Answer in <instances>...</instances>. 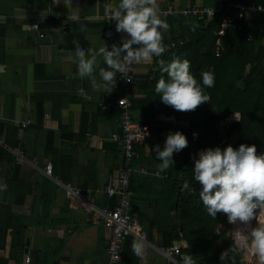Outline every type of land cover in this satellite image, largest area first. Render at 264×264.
Here are the masks:
<instances>
[{
    "label": "crops",
    "instance_id": "0c3cea01",
    "mask_svg": "<svg viewBox=\"0 0 264 264\" xmlns=\"http://www.w3.org/2000/svg\"><path fill=\"white\" fill-rule=\"evenodd\" d=\"M227 1L157 0L162 18L169 24L163 34L165 50L175 39L180 43L192 40L196 31H204L200 28L215 21L218 26L213 30L217 33L220 18L234 3H264V0ZM105 2L59 0L54 4L52 0H0V17L4 18L0 22V136L7 145L19 146L27 157L35 156L39 167L29 159L18 164L12 155L3 153L0 157V184L7 186L0 190V264H110L106 252L108 229L95 216L85 213L78 199L65 198L56 183L57 180L70 183L82 193H90L96 205L113 203L103 189L113 183L122 166V150L110 137L119 130L117 82L107 92L97 69L93 73L97 85L94 88L91 78L76 75L73 59L77 42L85 49L98 50L105 43L110 48L127 37V33L116 31L114 21L105 17ZM211 8L217 9L212 17L206 14ZM35 22L38 30L31 27ZM39 33L43 36H38ZM155 58L133 67V99L137 102L132 116L148 127L150 137L135 143L133 148L136 155L130 180L136 178L140 193L133 196L130 181L128 190L131 211H135L139 225L148 230L149 242L159 247L156 228L165 222L155 219L164 217L165 206L163 200L154 203V199L166 174H158V161L151 148L159 139L151 132L152 125L145 122L152 117L156 123L167 126L175 122L162 113L155 117V109L160 111L161 107L152 97L145 102L140 100L143 95L139 94L137 83L147 72L153 80L157 69ZM97 60L100 67H106L102 56ZM80 89L89 98L80 95ZM168 132L164 131L163 138ZM46 162L53 166L52 177L41 170ZM152 183L151 192L144 184ZM144 210L148 213L147 226L139 222L140 215L144 218ZM150 211L160 212L161 216L151 217ZM124 245V253L115 264H165L152 249L137 256L130 245L126 248ZM243 252L241 261L252 263L254 253L249 256ZM23 254L30 256L28 263Z\"/></svg>",
    "mask_w": 264,
    "mask_h": 264
},
{
    "label": "trees",
    "instance_id": "16d2710c",
    "mask_svg": "<svg viewBox=\"0 0 264 264\" xmlns=\"http://www.w3.org/2000/svg\"><path fill=\"white\" fill-rule=\"evenodd\" d=\"M253 3L264 7V3L257 1ZM216 26L217 21L200 28L204 31H196L195 38L187 39L185 43H180L174 37L172 44L169 43L167 45L169 47L158 56L160 61L165 63L175 57L187 58L190 61V70L198 80L202 71L213 72L214 84L211 88L205 89L210 101L202 102L194 110L187 111L175 110L172 106L164 104L154 91L157 80L167 78V74L160 71L161 64L158 58H155L157 69L153 80L149 79L151 74L147 72L143 74L142 81L137 83L139 94L143 95L140 97L141 101L145 102L152 97L156 103H160L161 110L155 109V117L162 113L165 118L172 117V121L175 122L167 126L164 123H156L154 117L151 120L146 118L145 123L152 125L151 132L159 139L158 144L163 147L166 138L162 136L164 131L180 130L188 141L186 147L173 153V165L163 171L166 175L156 189L159 195L154 199L152 193H148L155 200L154 203L163 200L164 214L170 221L166 219L165 223L156 228L159 233L157 244L165 247L179 243L181 251L184 254L191 253L197 264H221L219 261L221 251L235 245L231 235L226 234L224 228L216 230L217 224L227 221L226 214L218 212L213 218L200 203L197 195L199 185L193 178L191 157L206 146L219 145L223 148L227 144L233 147L240 143L255 144L258 153L264 151V10L256 14L250 22H243L239 29L235 26L228 27L219 37L218 54H215V41L218 36L213 30L217 29ZM136 102L132 95L131 110ZM232 104L235 105L231 107L233 110L226 112V106ZM229 113H234L235 116L227 123L221 124L222 121H227ZM154 124L160 125L154 127ZM15 147L20 150L19 146H10L3 141L0 146V157L4 153L12 155L15 160L10 151ZM185 181L194 189L192 193H188L187 190L183 193L180 191V185ZM137 185L136 178L130 180L129 189L133 196L140 193V186L136 188ZM144 185L148 189L153 187V183ZM151 190L152 188L149 189ZM262 211L264 210L259 213ZM252 221L256 222L255 219ZM146 233L149 236L148 230ZM128 239H125L124 248L131 246V240ZM232 257L234 264H244L236 247Z\"/></svg>",
    "mask_w": 264,
    "mask_h": 264
},
{
    "label": "clouds",
    "instance_id": "9594fccd",
    "mask_svg": "<svg viewBox=\"0 0 264 264\" xmlns=\"http://www.w3.org/2000/svg\"><path fill=\"white\" fill-rule=\"evenodd\" d=\"M52 2L59 3V0ZM103 7L105 17L115 22L116 31L127 33V37L120 44L113 43L109 48L105 43L98 50L85 49L77 42L73 59L77 66L76 75L91 78L94 88L97 85L93 73L98 69L99 78L108 92L116 83V73L124 72L128 65L148 62L154 56L160 61L158 56L165 51L163 34L169 24L162 18L157 0H106ZM3 19L0 17V22ZM216 35L217 40L223 34ZM98 56L103 57L106 67L99 66ZM160 64V71L166 73L167 78L158 79L154 91L164 104L175 110L187 111L210 101L205 89L214 84L213 72L202 71L198 80L191 72L187 58L175 57L167 63L160 61ZM79 93L89 98L84 89ZM187 143L186 135L176 130L168 132L163 147L160 144L152 146L151 152L155 153L158 161V174L173 165V153L181 151ZM191 158L193 178L199 185L197 195L208 215L215 218L218 212H222L229 223L252 224L257 214L264 210V151L258 153L255 144L240 143L236 147L227 144L223 148L215 145L198 150ZM6 187L0 184V190ZM185 190L188 193L194 191L187 181L180 185V191L183 193ZM233 241L235 247L250 249L260 264H264V223H256L255 227H246V230H235ZM235 247L230 245L221 251V264H234L232 252ZM131 248L135 255L142 256L143 239L135 238ZM175 264L197 262L189 253L182 255Z\"/></svg>",
    "mask_w": 264,
    "mask_h": 264
},
{
    "label": "built area",
    "instance_id": "2783aa9c",
    "mask_svg": "<svg viewBox=\"0 0 264 264\" xmlns=\"http://www.w3.org/2000/svg\"><path fill=\"white\" fill-rule=\"evenodd\" d=\"M264 7L261 4L253 2H238L226 8L220 18L219 30L217 34H223L230 27L235 26L240 28L243 22H250L255 18V15L261 13ZM207 15L210 17L217 14V9H207ZM32 28L38 29V24H31ZM38 36H43L39 33ZM220 40L215 42V54H218ZM134 64L128 65L124 72H118L116 79L119 96L116 99L118 108L119 130L111 134V140L116 142L122 150V166L118 170L115 180L112 184H107L104 187V193L108 198L113 199L112 204L96 205L93 202V196L88 193H82L78 188L73 187L70 183H62L59 180L56 183L62 188L65 198L78 199V205L87 214H91L108 229L109 236L106 245V252L109 257V263L115 264L121 258L123 245L126 238H130L131 243L135 238H142L144 242V252L148 249L156 251L164 260L165 264H175L184 255L181 251V244L173 243L162 247L154 246L147 238L146 231L139 225L135 211L130 209V193L128 185L130 176L133 174L135 152L133 150L135 143H141L149 137L150 131L147 126L141 125L133 119L131 113V100L133 95V70ZM3 140L0 136V146ZM15 156V162L25 163L28 159L37 168L38 159L33 156L28 158L27 155L21 152L17 147L10 149ZM42 172L52 177L53 166L49 162L45 163ZM231 229V237H234L235 230L239 229L238 222L233 223ZM243 230H246L243 229ZM237 251H244L245 248L236 247ZM244 253V252H243ZM252 253H250V256ZM24 261L28 262L30 256L23 254Z\"/></svg>",
    "mask_w": 264,
    "mask_h": 264
},
{
    "label": "rangeland",
    "instance_id": "374dc122",
    "mask_svg": "<svg viewBox=\"0 0 264 264\" xmlns=\"http://www.w3.org/2000/svg\"><path fill=\"white\" fill-rule=\"evenodd\" d=\"M224 2L225 3H227L228 1L227 0H224ZM222 3H219V5H221ZM241 93H239V95H240ZM235 105L234 104H232V105H228V106H226V109H225V111L226 112H229L231 109L233 110V108H231V107H234ZM231 113H229V117H227V121H222L221 122V124H224V122H228L229 120H231L235 115H234V113H232L231 115H230ZM160 213V212H159ZM157 211H154V212H149V215L152 217V215L153 216H155V217H160L161 215L159 214ZM146 214H148L145 210H144V214L142 215V217H144V218H141V215H140V217H139V222L141 223V225H143V226H147V217H146ZM163 215H164V217L162 218V216H161V218H156L155 220H156V222H158L159 221V223H163V222H166V216H165V214L163 213ZM263 218H264V211H262L261 213H259L258 215H257V217H256V223H262L263 221ZM167 221L168 222H170L168 219H167ZM238 223H239V221H238ZM256 223H252V225L253 226H256ZM240 224V223H239ZM233 227V223H229V221H226L225 223H220V224H217L216 225V230H218L219 228H224L225 230H226V234L227 233H229V230L231 229ZM243 229H245L244 227H242ZM154 243H156L155 242V240L153 239L152 240ZM216 242H218L219 243V240L218 239H216ZM245 251L246 252H248V255H250L249 253H251L252 251H250V249H248V248H245ZM238 252V251H237ZM240 252H243L242 250L241 251H239V253ZM240 255H241V257H242V253H240ZM246 259H247V261H248V257H246ZM245 259V260H246ZM243 260H244V258H243ZM244 260V261H245ZM244 263H247V262H244ZM260 262H259V260H258V258L255 256V254H254V258H252V263H250V264H259Z\"/></svg>",
    "mask_w": 264,
    "mask_h": 264
},
{
    "label": "bare ground",
    "instance_id": "6f19581e",
    "mask_svg": "<svg viewBox=\"0 0 264 264\" xmlns=\"http://www.w3.org/2000/svg\"><path fill=\"white\" fill-rule=\"evenodd\" d=\"M263 222L262 223H264V218H263V220H262ZM240 224H239V229H243L242 227H244V228H246V227H248V228H251V227H255V226H253L250 222H249V224H248V226H245L243 223H241V222H239ZM251 251V250H250ZM250 256V255H249Z\"/></svg>",
    "mask_w": 264,
    "mask_h": 264
}]
</instances>
